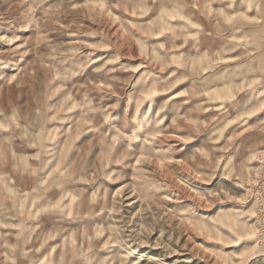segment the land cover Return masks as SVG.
Instances as JSON below:
<instances>
[{
	"label": "clouds",
	"instance_id": "clouds-1",
	"mask_svg": "<svg viewBox=\"0 0 264 264\" xmlns=\"http://www.w3.org/2000/svg\"><path fill=\"white\" fill-rule=\"evenodd\" d=\"M260 113L264 0H0V264H264Z\"/></svg>",
	"mask_w": 264,
	"mask_h": 264
},
{
	"label": "rangeland",
	"instance_id": "rangeland-1",
	"mask_svg": "<svg viewBox=\"0 0 264 264\" xmlns=\"http://www.w3.org/2000/svg\"><path fill=\"white\" fill-rule=\"evenodd\" d=\"M97 54H98V55H103L102 52H98ZM259 115L264 116V113H260ZM255 119H256V116L251 117V120L254 121ZM245 135H246V136H247V135H251V133H245ZM204 246L207 247V245H204ZM193 264H196V262L193 261Z\"/></svg>",
	"mask_w": 264,
	"mask_h": 264
}]
</instances>
